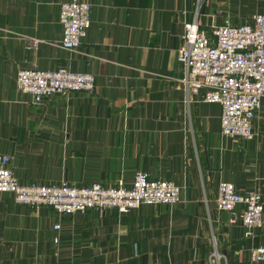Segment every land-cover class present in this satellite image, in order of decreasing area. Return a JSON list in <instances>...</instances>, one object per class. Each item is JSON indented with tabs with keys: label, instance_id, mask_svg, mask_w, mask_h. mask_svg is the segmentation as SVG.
<instances>
[{
	"label": "crops",
	"instance_id": "obj_1",
	"mask_svg": "<svg viewBox=\"0 0 264 264\" xmlns=\"http://www.w3.org/2000/svg\"><path fill=\"white\" fill-rule=\"evenodd\" d=\"M66 1L0 0V157L24 184L131 185L141 169L177 183L180 201L64 216L0 192V264H209L214 250L248 264L264 225L245 236L216 196L228 181L264 203V97L244 139L221 134L222 107L203 89L187 94L177 50L197 0H85L92 23L77 49L61 45ZM255 13L264 0H206L198 24ZM60 66L94 74V90L35 103L16 85L22 68Z\"/></svg>",
	"mask_w": 264,
	"mask_h": 264
},
{
	"label": "built area",
	"instance_id": "obj_2",
	"mask_svg": "<svg viewBox=\"0 0 264 264\" xmlns=\"http://www.w3.org/2000/svg\"><path fill=\"white\" fill-rule=\"evenodd\" d=\"M206 0H197L194 15L184 25L177 61L185 70L182 81L187 94L204 90V101L222 107L221 134L229 138L252 139L253 122L264 97V13L251 20L233 24L229 19L212 29L198 24L200 10ZM92 4L83 0H67L60 5L63 28L61 45L65 49L81 47L92 23ZM16 85L41 103L54 94L93 91L95 76L60 66L52 70L37 67L19 70ZM10 156L0 157V192L13 194L18 204L47 205L60 215L71 216L90 209L105 212L116 209L123 213L142 204L174 205L180 200L181 187L174 181L154 179L139 169L131 185L118 186L92 183L89 186L20 183L8 167ZM217 208L228 212L230 223H240L245 236L254 238L264 225V203L258 190L240 192L228 181H220ZM238 206H243L237 212ZM61 224L56 223L55 229ZM58 240V238L56 239ZM221 255L214 250L209 264H219ZM248 264H264V245L252 249Z\"/></svg>",
	"mask_w": 264,
	"mask_h": 264
},
{
	"label": "rangeland",
	"instance_id": "obj_3",
	"mask_svg": "<svg viewBox=\"0 0 264 264\" xmlns=\"http://www.w3.org/2000/svg\"><path fill=\"white\" fill-rule=\"evenodd\" d=\"M217 264H218V263H217ZM219 264H224V263H223V260H220Z\"/></svg>",
	"mask_w": 264,
	"mask_h": 264
}]
</instances>
